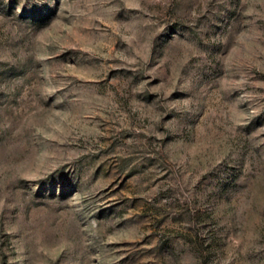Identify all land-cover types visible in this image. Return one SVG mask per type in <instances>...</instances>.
<instances>
[{"label":"rangeland","instance_id":"obj_1","mask_svg":"<svg viewBox=\"0 0 264 264\" xmlns=\"http://www.w3.org/2000/svg\"><path fill=\"white\" fill-rule=\"evenodd\" d=\"M0 264H264V0H0Z\"/></svg>","mask_w":264,"mask_h":264}]
</instances>
